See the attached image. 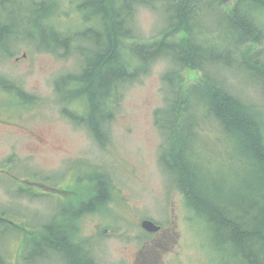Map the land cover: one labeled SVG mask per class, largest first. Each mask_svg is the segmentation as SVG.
<instances>
[{
	"label": "trees",
	"instance_id": "trees-1",
	"mask_svg": "<svg viewBox=\"0 0 264 264\" xmlns=\"http://www.w3.org/2000/svg\"><path fill=\"white\" fill-rule=\"evenodd\" d=\"M228 1L79 0L77 5L85 20L95 24L69 31L53 22L60 9L58 0L50 14L45 4L36 0H0V58L12 56L21 41L36 51L62 57L77 52L80 71L57 87L66 89V98L74 100L78 95L71 85H76L85 98L89 119H79L68 109L62 112L73 123L85 126L98 141L105 134L100 137L97 128L102 109L105 114L100 123L104 127L126 84L138 81L155 61L167 59L169 66L162 73L164 105L154 113L155 125L163 137L160 163L172 175L189 207L205 218L214 246L225 253L231 249L237 264H264V105L234 93L227 80L229 70L234 69L255 87L256 81L260 82L259 95L264 100V50L243 49L264 40L260 21L264 0ZM16 2L23 4L17 11L12 8ZM136 6L164 13V27L150 40L133 38L130 20ZM41 16L40 22L37 18ZM17 22L29 27L26 35L18 31ZM181 34L185 36L179 37ZM81 41L87 47L83 48ZM187 70H196L202 80L185 88ZM217 73L220 77L215 76ZM0 88L12 93L20 106L35 104L34 95L1 75ZM208 123H216L218 140L230 141L227 153L234 162L230 180L200 161L201 143L204 147L215 146L202 139ZM239 157L251 162L250 177L248 166ZM231 180L240 184L247 181L248 185L236 194L231 186H219V182ZM109 185L108 179L105 184L98 181L99 190L89 202L77 201L62 218L53 217L44 225L41 239L23 241L27 249L32 243L38 248L28 253L27 261L30 263L35 253L44 252L59 254L66 264H96L87 246L75 239L77 220L105 200ZM0 264H8L2 255Z\"/></svg>",
	"mask_w": 264,
	"mask_h": 264
},
{
	"label": "rangeland",
	"instance_id": "rangeland-1",
	"mask_svg": "<svg viewBox=\"0 0 264 264\" xmlns=\"http://www.w3.org/2000/svg\"><path fill=\"white\" fill-rule=\"evenodd\" d=\"M78 3L61 0L53 20L59 29L89 23ZM260 21L264 30V12ZM164 25L163 11L146 6L136 9L134 30L140 40L156 36ZM257 48L264 50V40L243 47L245 51ZM13 52L0 58V75L16 82L36 101L20 106L12 93L0 88V255L8 264H66L57 253L46 257L35 253L29 263L28 253L38 248L32 243L27 249L23 241L41 239L46 223L62 218L77 201L89 202L99 190L98 181L105 184V178L111 187L109 192L106 189L107 199L80 215L75 233L96 264H237L231 249L225 253L212 244L205 218L189 207L160 163L163 137L154 113L164 105L162 73L169 66L167 59L155 61L138 81L126 84L104 126V139L98 141L62 112H83L76 102L75 107L66 106L65 89L57 87L80 71L78 53L62 57L36 51L25 41L18 42ZM184 74L185 88L202 80L196 70ZM227 80L234 93L264 105L260 82L255 87L234 69L229 70ZM215 124L208 123L202 133V139L215 146L201 143L200 161L230 180L234 172L233 156L227 153L230 141L217 139ZM251 170L249 164L247 177ZM246 185L247 181L219 182V186L233 187L234 194ZM144 219L160 229L145 230Z\"/></svg>",
	"mask_w": 264,
	"mask_h": 264
},
{
	"label": "bare ground",
	"instance_id": "bare-ground-1",
	"mask_svg": "<svg viewBox=\"0 0 264 264\" xmlns=\"http://www.w3.org/2000/svg\"><path fill=\"white\" fill-rule=\"evenodd\" d=\"M38 3H44L45 4V7H47L48 8V11H50V12H48L47 14H50V13H53V11H51V10H53L54 8V6H55V0H36ZM58 3L59 4H61V0H58ZM22 3L21 2H16V3H14V5H12V8L14 9V10H16L17 11V8H19L20 7V9H21V7H22ZM60 7V6H59ZM139 6H136L135 7V9H134V11H133V14H132V17H131V20H130V25H131V27H132V31H133V38H135V39H137V40H140L137 36H136V34H135V30H134V16H135V13H136V9L138 8ZM58 10V9H57ZM56 10V11H57ZM42 17L43 16H41L40 18H37V20H39L40 22H41V20H43L42 19ZM31 24H32V22H31ZM92 24H95V23H93V22H91V21H89V23L88 24H83L82 26H78V27H73V28H70L69 29V31H75V30H77L78 28H83V27H85V26H87V25H92ZM26 24H23V23H16L15 24V26H16V28L18 29V31H20V32H23V33H25V35H26V31H28V29H29V27L28 26H25ZM155 37V36H154ZM154 37H152V38H154ZM152 38H149V39H145V40H140V41H147V40H150V39H152ZM18 43V42H17ZM14 44H16V41L14 42V43H12L11 44V46H13ZM82 44V45H81ZM81 46L84 48V47H87L86 46V44H85V41H81ZM83 48L79 51V53H80V55H81V53H82V51H83ZM81 57H82V55H81ZM218 74V73H217ZM217 74H215V76L216 77H218L219 76V74L217 75ZM220 77V76H219ZM72 86V88H73V90L77 93V95H78V97L76 98V100H70V99H67L66 97V95H67V91H66V89L64 90V91H66V92H64L63 91V93H62V98H63V100H64V103H65V105L66 106H68V107H75V102H76V105L80 108V110H82L83 112H81L80 114H76L77 115V117L79 118V119H89V117L87 118L86 117V111H87V109H86V104H85V98L79 93V91L77 90V89H75V87H76V85H71ZM80 94V95H79ZM104 114H105V109H102V111H101V115H100V121L101 120H103L104 119ZM100 121L98 122V135L100 136V137H102V134H103V132H104V127L102 126V124L100 123ZM264 123V122H263ZM105 136V135H104ZM104 136H103V139H104ZM239 159H240V161L242 162V164L245 166V167H247L251 162L250 161H247V160H245V159H242V158H240L239 157ZM239 162V161H238ZM105 179H107V178H105ZM111 188V187H110ZM109 191H110V189H109ZM108 191V192H109ZM108 192H107V194H108ZM107 197H108V195H106V197H105V199H107ZM105 201V200H104ZM101 203H99L98 205H100V204H102V202L103 201H100ZM97 205V206H98ZM71 215H72V217H75L76 216V213L73 211V210H71ZM85 245V244H84ZM86 246V245H85ZM43 254H45L44 252L43 253H41V254H38V256L39 255H43ZM45 257H46V255H45Z\"/></svg>",
	"mask_w": 264,
	"mask_h": 264
},
{
	"label": "water",
	"instance_id": "water-1",
	"mask_svg": "<svg viewBox=\"0 0 264 264\" xmlns=\"http://www.w3.org/2000/svg\"><path fill=\"white\" fill-rule=\"evenodd\" d=\"M24 56H26V54L24 53L23 54ZM141 226L145 229V230H148L150 232H156L160 229V226L153 223L151 220H147V219H144L141 223Z\"/></svg>",
	"mask_w": 264,
	"mask_h": 264
}]
</instances>
